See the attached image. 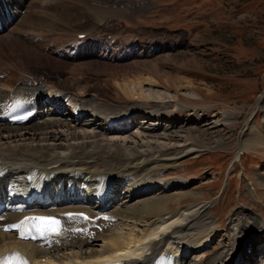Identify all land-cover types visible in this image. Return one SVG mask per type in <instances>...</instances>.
<instances>
[{
  "label": "rangeland",
  "instance_id": "obj_1",
  "mask_svg": "<svg viewBox=\"0 0 264 264\" xmlns=\"http://www.w3.org/2000/svg\"><path fill=\"white\" fill-rule=\"evenodd\" d=\"M107 1L0 0V30L2 21L13 19L0 34V83L12 76L16 84L23 78L44 80L98 94L111 107L128 101L122 94L125 83L142 82L146 90L151 85L166 93L163 107L180 106L169 110L167 119L192 121L176 123L179 127L166 123L156 135L144 136L134 127L131 136L109 140L166 148L203 142L201 155L178 161L180 171L161 173L190 185L171 194L175 197L157 212L210 205L190 229L208 225L221 234L211 249L195 248L197 263L228 246L231 216L242 206L262 216L257 233L264 232V142L239 150L250 117L264 122L259 108L264 99V0ZM100 127L108 129L98 121L88 131ZM261 244L251 248L243 264H264Z\"/></svg>",
  "mask_w": 264,
  "mask_h": 264
},
{
  "label": "bare ground",
  "instance_id": "obj_2",
  "mask_svg": "<svg viewBox=\"0 0 264 264\" xmlns=\"http://www.w3.org/2000/svg\"><path fill=\"white\" fill-rule=\"evenodd\" d=\"M14 5L23 6L17 1ZM9 23L2 21L0 34ZM13 78L0 83V260L19 254L27 264H163L166 259L170 264H196L195 253L210 248L221 234L208 225L203 230L190 229L206 216L210 205L157 211L175 197L171 194L176 190L190 185L185 179L162 174L173 176L180 171L176 167L180 159L201 155L206 149L203 142L166 148L109 141L119 134L131 136L134 127L144 136L156 135L166 130V123L179 127L176 123L192 121L167 119L171 116L167 112H176L180 106L166 109L160 102L166 93L155 92L151 85L146 90L138 81L125 83L122 94L128 101L111 107L85 89L70 91L27 78L16 84L17 79L11 83ZM20 107L33 113L25 123L16 124L10 114ZM259 108L264 109V99ZM232 115H227L228 121ZM252 118L241 138V151L264 142V122ZM98 121L108 129L89 132ZM260 182L264 185V176ZM240 208L226 230L228 246L197 264H243L256 244H264V232L257 233L262 216ZM29 216L55 218L61 231L33 243L5 230ZM184 228L190 229L187 234Z\"/></svg>",
  "mask_w": 264,
  "mask_h": 264
},
{
  "label": "snow or ice",
  "instance_id": "obj_3",
  "mask_svg": "<svg viewBox=\"0 0 264 264\" xmlns=\"http://www.w3.org/2000/svg\"><path fill=\"white\" fill-rule=\"evenodd\" d=\"M72 215V214H69ZM30 219H34V220H38L41 223L40 224H36L34 225V227L36 228L37 231H51V232H56L59 229V224L60 221L52 218V217H35V218H30ZM24 222H22L21 224H17V225H12L11 228L13 229H21L22 225ZM7 230H11V229H5ZM21 238H27V234L25 232H21ZM17 257H19V254H14ZM17 264H27V261L23 260L22 258H20L17 261Z\"/></svg>",
  "mask_w": 264,
  "mask_h": 264
}]
</instances>
